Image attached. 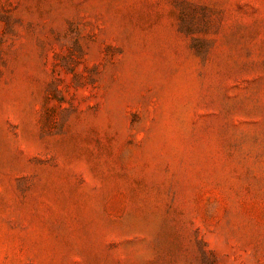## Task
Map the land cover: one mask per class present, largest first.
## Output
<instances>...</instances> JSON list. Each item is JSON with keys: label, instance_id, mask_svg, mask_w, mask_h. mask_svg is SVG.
Returning <instances> with one entry per match:
<instances>
[{"label": "rangeland", "instance_id": "374dc122", "mask_svg": "<svg viewBox=\"0 0 264 264\" xmlns=\"http://www.w3.org/2000/svg\"><path fill=\"white\" fill-rule=\"evenodd\" d=\"M0 264H264V0H0Z\"/></svg>", "mask_w": 264, "mask_h": 264}]
</instances>
